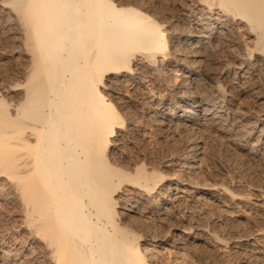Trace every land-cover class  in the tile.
<instances>
[{"label":"bare ground","instance_id":"obj_1","mask_svg":"<svg viewBox=\"0 0 264 264\" xmlns=\"http://www.w3.org/2000/svg\"><path fill=\"white\" fill-rule=\"evenodd\" d=\"M197 3L196 33H179L212 45L226 21L237 22L247 42L233 73L237 81L253 80L264 68V0ZM0 24L15 26L27 59L17 83L4 86L15 97L0 96V179L12 184V197L21 205L32 241L44 247L46 262L158 264L162 249L171 253L168 245L182 249L181 239L169 242L145 232L149 224L140 226L145 231L125 225V218L141 214L147 196L150 202L161 198L157 212L173 211L172 186L161 187L167 176L158 174L151 181L144 165L132 171L118 168L109 153L115 129L127 122L111 92L125 80L140 79V67L154 73L158 62L183 53L169 48L171 29L114 0H0ZM229 69L222 68V74L229 77ZM184 97L185 106L202 107L203 118L221 116L219 98L195 105ZM190 109L181 114L183 120L198 117ZM126 182L145 190L139 197H124L120 192Z\"/></svg>","mask_w":264,"mask_h":264},{"label":"rangeland","instance_id":"obj_2","mask_svg":"<svg viewBox=\"0 0 264 264\" xmlns=\"http://www.w3.org/2000/svg\"><path fill=\"white\" fill-rule=\"evenodd\" d=\"M114 1L155 16L171 29L167 33L169 48L183 52L158 62L154 66L157 72L140 67L139 78H143L125 80L111 92L128 123L116 128L111 137V161L128 171L144 165L151 181L165 174L161 187L172 186L175 198L173 211L166 215L160 209L157 212L155 203L161 198L155 196L156 201L150 202L145 197L149 201L144 200L142 207L147 210L133 214L136 218H125V225L141 231L146 228L145 232L169 242L184 241L178 252L169 245L171 253L162 249L158 264H264V68L257 70L255 81L238 80L237 84L233 73L247 36L231 20L212 45L185 38L181 33L197 31L193 18L198 0ZM17 34L14 25L0 24V96L5 94L9 101L16 92L8 93L4 86L17 83L19 70L27 65ZM222 68H230L229 77L222 74ZM184 96L195 105L202 99L216 102L219 98L221 116L203 118L202 107L185 106ZM190 108L198 117L183 120L181 114ZM126 183L120 192L124 197L136 198L145 190ZM0 187V264H50L44 247L32 241L21 205L12 197V184L0 179Z\"/></svg>","mask_w":264,"mask_h":264}]
</instances>
